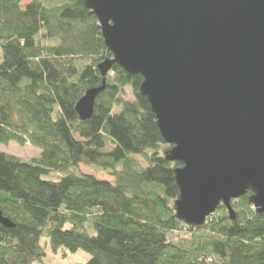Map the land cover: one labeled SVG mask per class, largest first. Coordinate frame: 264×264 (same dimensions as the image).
I'll return each mask as SVG.
<instances>
[{
  "label": "trees",
  "instance_id": "1",
  "mask_svg": "<svg viewBox=\"0 0 264 264\" xmlns=\"http://www.w3.org/2000/svg\"><path fill=\"white\" fill-rule=\"evenodd\" d=\"M21 2L0 0V209L15 224L0 223V264H45L47 247L82 249L84 264H264V213L250 191L231 200L236 219L223 203L204 225L178 218L182 163L165 156L142 75L114 64L92 117H79L76 103L113 56L84 0ZM13 141L41 153L1 150ZM80 164L114 182L70 170Z\"/></svg>",
  "mask_w": 264,
  "mask_h": 264
},
{
  "label": "water",
  "instance_id": "2",
  "mask_svg": "<svg viewBox=\"0 0 264 264\" xmlns=\"http://www.w3.org/2000/svg\"><path fill=\"white\" fill-rule=\"evenodd\" d=\"M113 53L102 85L76 103L94 113L114 64L143 76L179 187L176 214L198 227L249 191L264 213V0H84ZM0 223L15 224L0 209Z\"/></svg>",
  "mask_w": 264,
  "mask_h": 264
},
{
  "label": "rangeland",
  "instance_id": "3",
  "mask_svg": "<svg viewBox=\"0 0 264 264\" xmlns=\"http://www.w3.org/2000/svg\"><path fill=\"white\" fill-rule=\"evenodd\" d=\"M30 1L31 0H22L21 2L22 7H25ZM2 59H3V52L2 49L0 48V62L2 61ZM127 96L129 99H134V95L132 94L130 89H128ZM1 150L20 156L21 158L24 159H32L34 157L39 156L41 153L40 148L33 146L29 142L26 143L24 146H21L13 141L8 146L1 145ZM135 158H137L142 164L144 165L147 164L146 160L143 159L140 155H135ZM70 170L76 172L77 174H86V173L94 174L98 178L108 179L114 182L113 177L109 176L106 172L98 169L95 166L80 164L78 168H71ZM88 231L91 234L96 233V229L92 226L88 227ZM46 250H47V255L43 259V262L45 264H84L91 257L90 253L82 249L76 252H71L67 249L61 248L59 249L58 252H54L50 247H47ZM36 264L39 263L36 262Z\"/></svg>",
  "mask_w": 264,
  "mask_h": 264
}]
</instances>
